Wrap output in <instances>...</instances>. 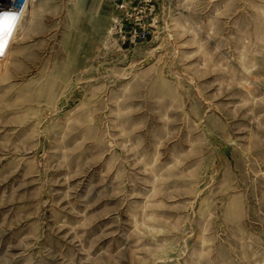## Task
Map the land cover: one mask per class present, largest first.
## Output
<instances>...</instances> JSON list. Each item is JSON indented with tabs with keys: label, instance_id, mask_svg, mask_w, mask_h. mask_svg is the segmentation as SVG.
Instances as JSON below:
<instances>
[{
	"label": "rangeland",
	"instance_id": "rangeland-1",
	"mask_svg": "<svg viewBox=\"0 0 264 264\" xmlns=\"http://www.w3.org/2000/svg\"><path fill=\"white\" fill-rule=\"evenodd\" d=\"M1 1L0 264H264V0Z\"/></svg>",
	"mask_w": 264,
	"mask_h": 264
},
{
	"label": "snow or ice",
	"instance_id": "snow-or-ice-1",
	"mask_svg": "<svg viewBox=\"0 0 264 264\" xmlns=\"http://www.w3.org/2000/svg\"><path fill=\"white\" fill-rule=\"evenodd\" d=\"M4 20L14 22L16 20V17L15 16H5ZM11 29H12V23H10L7 30L0 29V54L3 53L4 48L9 43V40H10L11 35H12Z\"/></svg>",
	"mask_w": 264,
	"mask_h": 264
},
{
	"label": "bare ground",
	"instance_id": "bare-ground-1",
	"mask_svg": "<svg viewBox=\"0 0 264 264\" xmlns=\"http://www.w3.org/2000/svg\"><path fill=\"white\" fill-rule=\"evenodd\" d=\"M3 2L4 1L0 0V4H2ZM12 4H14V3H12L10 0L8 2L4 3V5H9V6L12 5Z\"/></svg>",
	"mask_w": 264,
	"mask_h": 264
},
{
	"label": "clouds",
	"instance_id": "clouds-1",
	"mask_svg": "<svg viewBox=\"0 0 264 264\" xmlns=\"http://www.w3.org/2000/svg\"><path fill=\"white\" fill-rule=\"evenodd\" d=\"M10 23H11V21H6V28H5V30H7V28L9 27V25H10Z\"/></svg>",
	"mask_w": 264,
	"mask_h": 264
},
{
	"label": "built area",
	"instance_id": "built-area-1",
	"mask_svg": "<svg viewBox=\"0 0 264 264\" xmlns=\"http://www.w3.org/2000/svg\"><path fill=\"white\" fill-rule=\"evenodd\" d=\"M23 2V1H22ZM22 2L21 3H19V2H15L17 5H21L22 4Z\"/></svg>",
	"mask_w": 264,
	"mask_h": 264
},
{
	"label": "water",
	"instance_id": "water-1",
	"mask_svg": "<svg viewBox=\"0 0 264 264\" xmlns=\"http://www.w3.org/2000/svg\"><path fill=\"white\" fill-rule=\"evenodd\" d=\"M15 1V0H14Z\"/></svg>",
	"mask_w": 264,
	"mask_h": 264
}]
</instances>
